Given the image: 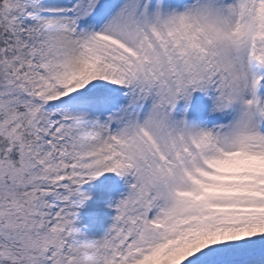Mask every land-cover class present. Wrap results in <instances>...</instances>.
<instances>
[{"label": "snow or ice", "instance_id": "snow-or-ice-1", "mask_svg": "<svg viewBox=\"0 0 264 264\" xmlns=\"http://www.w3.org/2000/svg\"><path fill=\"white\" fill-rule=\"evenodd\" d=\"M0 264H264V0H0Z\"/></svg>", "mask_w": 264, "mask_h": 264}, {"label": "rangeland", "instance_id": "rangeland-1", "mask_svg": "<svg viewBox=\"0 0 264 264\" xmlns=\"http://www.w3.org/2000/svg\"><path fill=\"white\" fill-rule=\"evenodd\" d=\"M82 190L91 198L79 209L76 226L87 237L93 239V234L102 235L107 232L115 215L114 205L127 192V187L121 178L116 177L113 174H106L105 176L84 185ZM105 201L109 203V216L112 218L104 220V226L102 227L100 218L101 208Z\"/></svg>", "mask_w": 264, "mask_h": 264}, {"label": "bare ground", "instance_id": "bare-ground-1", "mask_svg": "<svg viewBox=\"0 0 264 264\" xmlns=\"http://www.w3.org/2000/svg\"><path fill=\"white\" fill-rule=\"evenodd\" d=\"M101 222H102V227L104 226V223L103 221L104 220H108V219H111L112 217L109 216V203L107 201H105V203L103 204L102 208H101ZM110 215H111V203H110ZM105 234H93V239H100L104 236Z\"/></svg>", "mask_w": 264, "mask_h": 264}]
</instances>
